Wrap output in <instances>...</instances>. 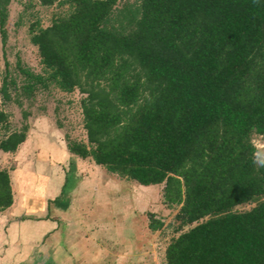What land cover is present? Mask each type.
I'll list each match as a JSON object with an SVG mask.
<instances>
[{
  "label": "trees",
  "instance_id": "1",
  "mask_svg": "<svg viewBox=\"0 0 264 264\" xmlns=\"http://www.w3.org/2000/svg\"><path fill=\"white\" fill-rule=\"evenodd\" d=\"M11 1L0 0L3 43ZM119 1L64 0L67 13L31 26L44 72L19 61L23 82L6 74L4 100L10 86L85 94L87 142L68 149L140 186L164 184V203L180 206L166 264H264V159L253 142L264 138V0H137L116 13ZM8 122L0 109V149L14 152L28 127ZM13 199L0 168V210Z\"/></svg>",
  "mask_w": 264,
  "mask_h": 264
},
{
  "label": "rangeland",
  "instance_id": "2",
  "mask_svg": "<svg viewBox=\"0 0 264 264\" xmlns=\"http://www.w3.org/2000/svg\"><path fill=\"white\" fill-rule=\"evenodd\" d=\"M63 1L58 0L53 5H42L38 0H12L8 7V19L5 25L6 43H3L0 32V109L9 115L8 130H22L27 126L26 133L27 136H30V140L22 153L24 155L30 153L28 156L33 159L39 157V154H47L52 156L54 163L62 158V153L53 147L51 139L57 137V140H62L65 145H68L69 141L87 142L81 108V100L85 94L79 89L65 92L51 85L48 89L38 88L29 96L22 90H15L13 86H10L11 100L5 101L1 86L6 74L16 78L19 85L22 84L23 77L20 75L17 65L19 61L24 67L36 73L44 72L38 48L30 40V28L31 26L47 27L57 16L67 13L69 5ZM136 1L120 0L116 7V13L129 4H135ZM5 132H7L6 128H0V139ZM253 142L256 145L257 161H261L264 159V138L254 135ZM1 153L0 149L1 169L9 168L13 171L14 168L22 166L23 163L15 159L12 154L11 161H9ZM66 165L70 168V163ZM88 167L90 168L89 172L93 174L94 184L98 190L96 195L94 191L89 192V209L84 210L85 215L82 218L97 219L96 224L100 227L96 231L98 233L103 229L101 226L104 225L102 224L104 222L100 223L98 220L110 219L112 229L107 234L112 232V236H115L113 226L117 224L120 227V223H114L113 219H119L117 222L120 219H134L137 222L135 225L138 228L137 231L141 233L137 248L147 254L144 257L145 264H166V247L179 234L176 231L178 224L175 221V216L180 206H167L164 203L162 196L164 184L140 186L133 180L110 173L105 166L90 163V166H85L83 171L85 172ZM30 175L21 177L22 181H18L17 185L24 186L28 191L35 193L38 185L35 183L36 178ZM56 183L57 180L54 179L53 184L56 185ZM253 205L254 203L243 204L238 209L246 210ZM79 210L81 211L80 208ZM138 219L141 220L139 223ZM154 221H160L163 225L153 230L150 228V224ZM122 223L124 226V222ZM129 225L130 220L127 223L128 227ZM107 230H110V224ZM129 231L130 241H127L128 239L121 243L114 241L112 244L118 245L117 248L121 249L125 245H132L133 238L137 235L136 228ZM132 233L134 234L132 235Z\"/></svg>",
  "mask_w": 264,
  "mask_h": 264
},
{
  "label": "crops",
  "instance_id": "3",
  "mask_svg": "<svg viewBox=\"0 0 264 264\" xmlns=\"http://www.w3.org/2000/svg\"><path fill=\"white\" fill-rule=\"evenodd\" d=\"M29 140L30 136H27L14 152L2 150L1 153L9 161L12 154L23 164L13 171L7 168L14 201L11 206L0 210V264H145L147 254L137 248L141 233L137 231L134 219H120L118 222L119 219H113L114 223H120V227L113 226L115 236H112V232L107 234L112 229L110 219L98 220L104 222L98 233L97 219L82 218L84 210L89 209V192L94 191L96 195L98 190L90 168L83 171L90 163L95 164L93 159L75 156L57 137L50 142L61 151L62 158L56 163L47 154H39L33 159L28 156L29 152L28 155L22 153ZM65 163H70V168ZM28 175L36 178L38 187L35 193L17 185L22 181L21 177ZM140 221L138 219V223ZM133 228H136L137 235L132 245L121 249L112 244L114 241H130L129 230Z\"/></svg>",
  "mask_w": 264,
  "mask_h": 264
}]
</instances>
